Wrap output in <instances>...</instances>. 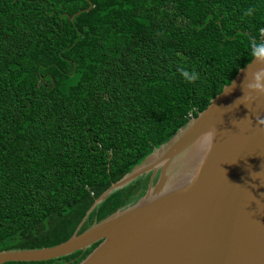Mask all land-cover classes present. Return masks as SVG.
<instances>
[{"label": "trees", "instance_id": "trees-1", "mask_svg": "<svg viewBox=\"0 0 264 264\" xmlns=\"http://www.w3.org/2000/svg\"><path fill=\"white\" fill-rule=\"evenodd\" d=\"M252 39L264 0H0V250L55 245L133 204L147 173L85 215L251 60ZM95 244L2 264H75Z\"/></svg>", "mask_w": 264, "mask_h": 264}, {"label": "water", "instance_id": "water-1", "mask_svg": "<svg viewBox=\"0 0 264 264\" xmlns=\"http://www.w3.org/2000/svg\"><path fill=\"white\" fill-rule=\"evenodd\" d=\"M261 66L252 57L239 68L203 110L111 183L85 215L112 190L149 173L133 204L77 232L83 216L55 245L0 250V264L45 261L93 243L75 264H264V125L257 123V115L264 119V96L242 97L246 73ZM210 128H216L211 150L204 136Z\"/></svg>", "mask_w": 264, "mask_h": 264}, {"label": "clouds", "instance_id": "clouds-1", "mask_svg": "<svg viewBox=\"0 0 264 264\" xmlns=\"http://www.w3.org/2000/svg\"><path fill=\"white\" fill-rule=\"evenodd\" d=\"M255 11L254 8H249L244 13L245 16H250ZM249 47L251 49V54L256 58V61L260 65H264V41H257L255 39L250 40ZM181 76L187 83H194L200 79L199 73L195 70L189 71L184 68L179 69ZM244 97L245 99L252 100L259 96H264V66L259 67L257 70L251 73L247 72L245 76V81L243 83ZM247 92V96L245 95ZM255 93L256 96L253 97L251 94ZM241 99V98H240ZM238 99V100H240ZM258 125H264V119H261L257 115ZM205 139L209 150L213 147L214 139L216 137V128H210L204 132ZM259 173V172H253ZM252 179H259L258 175H251Z\"/></svg>", "mask_w": 264, "mask_h": 264}, {"label": "flooded vegetation", "instance_id": "flooded-vegetation-1", "mask_svg": "<svg viewBox=\"0 0 264 264\" xmlns=\"http://www.w3.org/2000/svg\"><path fill=\"white\" fill-rule=\"evenodd\" d=\"M148 175H149V173H147ZM155 176H156V174H155ZM155 176L153 177V180L155 179ZM148 182V181H147Z\"/></svg>", "mask_w": 264, "mask_h": 264}]
</instances>
